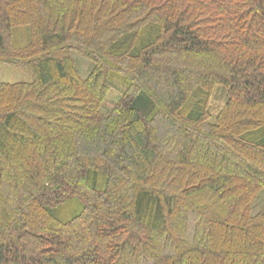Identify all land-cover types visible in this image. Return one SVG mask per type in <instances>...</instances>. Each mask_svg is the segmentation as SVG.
Returning a JSON list of instances; mask_svg holds the SVG:
<instances>
[{
    "label": "trees",
    "instance_id": "1",
    "mask_svg": "<svg viewBox=\"0 0 264 264\" xmlns=\"http://www.w3.org/2000/svg\"><path fill=\"white\" fill-rule=\"evenodd\" d=\"M0 66V264H264V0H0Z\"/></svg>",
    "mask_w": 264,
    "mask_h": 264
},
{
    "label": "rangeland",
    "instance_id": "2",
    "mask_svg": "<svg viewBox=\"0 0 264 264\" xmlns=\"http://www.w3.org/2000/svg\"><path fill=\"white\" fill-rule=\"evenodd\" d=\"M18 36L21 37V43L27 42L28 36L25 31H20L18 33ZM71 55H72V58L75 63V67H76V70L79 76L81 78H85L91 70V66H92L91 63L85 58H83L82 56H79L75 53ZM17 75H19L17 77L18 81H31L32 80V76L28 71H23L22 73L20 69L9 70L7 67L0 66V82L10 80L11 78ZM122 89H123V85L121 81L115 80L105 101L103 102L101 106L100 111L102 114L106 115L113 108L116 101L120 97V94L122 93ZM218 97L216 99H219ZM218 102L219 101H216L215 103L218 104Z\"/></svg>",
    "mask_w": 264,
    "mask_h": 264
},
{
    "label": "crops",
    "instance_id": "3",
    "mask_svg": "<svg viewBox=\"0 0 264 264\" xmlns=\"http://www.w3.org/2000/svg\"><path fill=\"white\" fill-rule=\"evenodd\" d=\"M9 70H16L17 68H11V67H7ZM15 73V72H14ZM13 73V74H14ZM19 75H17V76H15V77H13V78H11L10 80H7V81H4V82H16V81H18V79H17V77H18Z\"/></svg>",
    "mask_w": 264,
    "mask_h": 264
}]
</instances>
